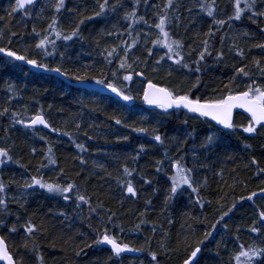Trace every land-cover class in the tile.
<instances>
[{
    "label": "trees",
    "instance_id": "obj_1",
    "mask_svg": "<svg viewBox=\"0 0 264 264\" xmlns=\"http://www.w3.org/2000/svg\"><path fill=\"white\" fill-rule=\"evenodd\" d=\"M56 2L40 0L25 15L21 10L11 12L15 0H0V47L49 67H61L69 75L87 72L90 77L87 84L97 85L95 79L107 77L106 83L121 87L134 97L135 103L128 105L114 95L73 87L60 76L33 71L25 63L0 54V112L9 109L0 116V147L8 149L12 157L0 168V181L6 185L2 195L7 203L6 210L0 209V236L17 264H41L38 257H42V264H157L151 260L149 251L157 252L158 264H183L188 246L201 240L204 243L197 256L198 264H235L231 257L239 251V244L245 248L264 247V228L258 220V210L264 209V195H261L264 173H259L251 163L255 159L264 168V133L249 135L239 127L236 131H223L186 110L164 112L141 102L148 81L186 92L197 76L200 86L192 89V95L202 100L218 98L227 92L224 85L235 75V69L244 64L248 65L246 71H251L252 78L264 84V76L254 65L259 60L264 66V49L254 47L264 43L261 31L264 17L256 18L257 22L253 23L247 18L250 13L245 12L241 20L220 26L201 11V4H211L212 0H175V6L168 10L166 30L172 39L183 42L185 61L195 68L192 61L198 59L204 40H208L212 51L201 63V72L195 73L166 58L155 64L167 49L153 47L151 41L159 36V30L139 21V17L154 25L163 13L152 5L162 8L165 0H148V6L144 0L138 6L134 0H121L122 6L114 12L85 20L80 26V38L71 41L56 40L51 30L45 32L51 18L56 16L59 29L68 33L83 18L81 12L91 16L98 6L95 0H65V8L56 13ZM113 3L116 0H109V4ZM257 6L264 7L259 3ZM214 8L217 19L227 20L234 12V0H216ZM133 9L137 12L136 23L125 18L126 12ZM33 27L41 33L40 37L32 32ZM209 28L214 35H205ZM245 32L249 35L245 36ZM44 35L50 41L55 40V46L49 43L46 50L37 49L35 45ZM133 40L137 41L136 46L128 51L132 69L125 71L119 68V63ZM112 48L117 49L118 55L109 58L112 61L109 64L105 50ZM147 49L152 50L151 57ZM238 49L244 51L243 59L235 54ZM218 52L224 54L219 61ZM154 67L158 70L153 71ZM136 71L144 75L137 76ZM113 72L117 73L116 77L112 76ZM127 74L132 75L131 81L123 80ZM248 82V78L237 77L231 87L241 91ZM13 112L25 123L32 116L42 114L59 131L52 134L14 124ZM116 119L122 123L116 124ZM248 119L237 113L234 123L246 125ZM138 127L157 129L164 143L158 144L150 135L132 130ZM65 132L70 135H63ZM209 136L214 138L212 143L207 141ZM78 144L86 151L78 148ZM141 145L145 148L143 153H140ZM49 148L54 164L46 159ZM137 155L139 158L134 159ZM81 159L84 164L80 163ZM158 160L163 161L161 172L156 171ZM177 160L192 170L191 182L197 192L185 186L171 194L169 177L174 175L172 164ZM125 166L135 170L132 177H124ZM141 175L151 183L146 184ZM31 176L62 185L75 182L82 194L91 197L93 208L100 202L103 206L92 213L87 205L76 208L75 192L69 193L71 199L66 201L39 186L23 188L24 181ZM124 179H132L137 196L126 193ZM252 192L258 193L252 201L241 199ZM228 208L232 211L216 223ZM29 220L40 229L33 237L24 231ZM12 226L16 227L15 232L9 231ZM253 226L260 228V232H250ZM105 227L118 243L143 248L144 251H138L142 256L116 257L104 245L93 244ZM207 232L211 236L205 238ZM33 238L38 252L32 251ZM86 244L92 246L85 247ZM255 264H264V257H258Z\"/></svg>",
    "mask_w": 264,
    "mask_h": 264
},
{
    "label": "snow or ice",
    "instance_id": "obj_2",
    "mask_svg": "<svg viewBox=\"0 0 264 264\" xmlns=\"http://www.w3.org/2000/svg\"><path fill=\"white\" fill-rule=\"evenodd\" d=\"M134 3L138 6L140 3V0H134ZM216 3V0H212L211 4L202 3L201 4V11L206 12L208 17L212 18V23L215 25H224L225 23H228L229 21H239L242 18V14L245 12L250 13V15L247 17L249 20H251L253 23H256V18L258 17H264V7H258V3L261 5H264V0H234V12L227 17V20L224 19H217L214 16V5ZM244 5V7H241V5ZM36 0H15V7L11 9L12 13H15L20 10H24L25 15H28V6H35ZM145 6H148V0H144ZM95 5L98 6V10L96 8L93 9V15L87 16L84 15L83 12L80 13L81 16H83L82 19L79 20V22L75 25V27L72 28V30L68 33H64L59 29V21L56 16H53L51 18V22L48 24L47 29L51 30V32L55 35L56 40H63V41H71L74 38L79 39L80 38V26L84 24L85 20H91L95 17L103 16L106 12L112 11L114 12L117 7L122 6L121 0H116V3L109 4V0H95ZM175 6V0H165V3L163 4V7L161 8L160 5L153 4L152 7L160 8L162 15L159 16L158 22L153 24H149L147 20L144 19L143 16L139 17V21H142L144 24L148 25L149 27H155L159 30V36H157L155 39L151 41L153 47H162L164 49H167L166 53L164 55H161L158 59L155 60V64L159 65L162 61L170 60L173 64L179 66L180 68L188 69L190 72L199 73L201 72V63L205 60L206 56H211L212 51L209 50V42L208 40L202 41L203 44V50L198 52V59H195L192 61L193 64H195V68L190 67L189 63L185 61L184 54L182 52L184 48V44L181 40L178 39H172L170 36L169 31L166 30V21L168 19V10L172 9ZM55 12L60 13L62 9L65 8V0H57V2L54 5ZM43 11V9H41ZM68 11H72V9H68ZM191 11V9H189ZM84 12H87V9H84ZM137 17V12L135 9L126 12V19L133 20V23L138 22L135 18ZM262 32H264V29H261ZM32 32L37 36L40 37L41 33L36 30L35 27H33ZM12 35H16L15 33H12ZM109 35H112V33H109ZM147 35V34H146ZM208 36L214 35L211 28H209V31L205 34ZM245 36H248L249 33L245 32ZM11 43V41H9ZM52 43L53 46H55V40L49 39L48 35H44L39 39V42L35 45L37 49L46 50V46ZM137 41L133 40L132 44L129 48H125L124 50V58L120 60L119 68L124 69L125 71H128L132 69V64L128 62V51H130L131 47L136 46ZM256 48L264 49V43H257L254 45ZM106 56L105 59L110 64L112 61L111 57L118 55L117 49L112 48L111 50H105ZM148 56L151 57L153 55V52L151 49H147ZM0 53H2L5 57H9L12 60L15 61H22L28 65H30L32 68L35 69H42L46 72H54L59 74L60 76L65 77L66 79L74 80L77 83L83 84L87 80L90 79L87 72L83 75H69L66 71H63L61 67H49L46 63L38 62L36 59L28 58L25 55L18 54L14 50H10L6 47H0ZM51 55V53H48ZM189 55L191 53H188ZM237 56H240L242 59L244 57V51L241 49H238L235 53ZM223 52H218L216 55V59L222 60L223 59ZM141 63L146 64L147 61H141ZM255 68L260 73L261 76H264V66L261 65L259 60L254 61ZM246 68H248L247 64H244L241 67H238L235 69V75L230 78V81L228 84H225L224 87L227 89V92L222 93L218 98L214 99H206L202 100L199 96H193L192 95V89L199 88L200 86V77L197 76L195 82L192 84L191 89H189L186 92H180L176 91L174 89H170L169 87L164 86H157L156 84L152 83L151 81H148L147 87L144 89L143 92V100L145 103L149 105H154L157 108L163 109L164 112H168L170 109H176V110H186L187 113L195 114L198 117H204L211 121H215L217 125H221L223 129L236 131V129L239 127L244 133H247L249 135H260L264 133V84L257 83L255 79L252 78L253 74L251 71H246ZM155 67L153 68V71H157ZM135 74L137 76L144 75L143 72L136 71ZM169 76L172 75V72L169 71ZM113 77L117 76L116 72L112 73ZM237 77L241 78H248L250 82L245 84L244 90L236 91L233 87H231L232 83L235 82ZM106 79H95V83L97 85H101L104 88L109 89L112 93H114L117 97H119L121 100L125 102H132L134 100V97L131 94H126L121 87H117L115 83L107 82ZM133 79L131 74H127L123 76L124 81H131ZM236 109H242L244 113L248 114V122L246 125H236L233 120V113ZM9 111L8 108H4L2 112H0V116H3L5 113ZM11 118L13 120L14 124H23L26 128H34L36 125H43L44 128H50L53 132H58L59 130L56 128H51L49 123L45 120L44 116L42 114H36L30 118V122L25 123L23 119L18 118V114L13 112L11 114ZM116 124H121L122 121L120 119L115 120ZM187 123V121H185ZM77 128H79V124L76 125ZM133 131L137 133H144L151 136V138L158 144H163L164 139L162 136L158 133V130L153 128L151 131H149L148 128L145 127H138L133 128ZM63 135H70L69 133L65 132ZM189 135H191L189 133ZM91 138V137H89ZM43 139V137H41ZM126 140L127 137H124ZM214 138L212 136L207 137L208 143H212ZM78 148H80L82 151H86L84 149L83 145L78 144ZM246 147H250V145H246ZM33 153H35V149L32 150ZM145 152V148L143 145L140 146V153ZM139 155L134 157V159H138ZM12 157L9 154V150L6 148L0 147V164H3L6 160H11ZM46 159L50 163H56V161L53 159L52 156V149H48V155ZM183 157H181V160ZM181 160L174 161L172 164V167L175 171V174L170 176L169 179L171 180V189L170 192L172 195H174L178 188L181 185H187L189 188L192 189L193 192H197L198 189L195 188L191 182V169L186 168L182 163ZM81 164H84L85 161L83 159L80 160ZM156 166V171L161 172L163 161L158 160ZM253 165L257 166V171L259 173H264V168H260L257 161L253 159L251 161ZM40 167H44L43 164L40 165ZM134 169H129L127 166L123 168V175L124 177H132ZM144 180L146 184L151 183L150 180L146 179L143 175L140 177ZM119 182V181H118ZM36 186H39L41 189H45L49 193L58 194L63 197L64 200H69L71 197L68 195L69 193L75 192V200H76V208H80L81 205H87L90 212L96 213L99 208H101L102 202L97 203L96 208L92 207V201L91 197L86 196L85 194H82L79 187L75 184V182L67 183L66 185H62L60 183H50L44 181L42 177L38 176H31L29 180H25L22 187L25 189L34 188ZM123 187L126 191V193L132 197L137 196V190L133 185L132 179H124ZM6 189V185L3 181H0V209H7V203L6 198L4 195ZM258 195L257 192H252L247 197H241V199H247L248 201H252L254 197ZM261 195H264V189H261ZM169 199L171 196L168 197ZM199 202V201H198ZM148 203H151V201H148ZM23 207V205H20ZM235 207V205H233ZM111 211L110 209L108 210ZM232 211V208H228L227 211H224L222 215L219 217V219L216 221V223H220L221 220L224 219L225 216H228L229 212ZM60 215H64L63 212L60 213ZM19 219V217H18ZM258 220L261 223V228H264V209L258 210ZM108 221H112V216L109 215ZM255 224V222H254ZM0 225H2V221H0ZM213 230L215 229V225L212 226ZM226 227V225H225ZM137 228H139V225H137ZM17 229L15 226H12L9 231L15 232ZM39 227L32 223L31 220L26 222V225L24 227V231L28 234L29 237H33V234L39 231ZM250 232L253 233H259L260 228H257L255 226L251 227L249 229ZM211 236V232L205 233V238ZM239 238L237 237V240ZM33 243V252H38V249L35 247V239H32ZM96 245H107L110 246L112 253L116 257H120L122 253L126 252H138V251H144L143 248L136 249L129 247L126 243H118L117 239L108 234V230L105 227L103 234L97 236L92 242ZM147 243V241H146ZM204 241H198L194 246L189 245V251L186 257L183 259V264H198L197 256L198 253L201 252V244H203ZM92 244H86L85 247H91ZM24 247L27 248L28 244L25 243ZM83 249H81L82 251ZM151 256V260L157 262L158 264V256L157 252L155 251H149L148 253ZM76 255H80V251L76 252ZM258 257H264V247H258L254 245H249L247 248H245L244 244H239V251L235 252L233 256L231 257L232 260H234L235 264H255V261ZM38 259L41 260L42 264V257H38ZM0 261L5 262V264H17V261L14 259L13 255L10 254L8 250V246L5 242V239L3 236H0Z\"/></svg>",
    "mask_w": 264,
    "mask_h": 264
},
{
    "label": "water",
    "instance_id": "obj_3",
    "mask_svg": "<svg viewBox=\"0 0 264 264\" xmlns=\"http://www.w3.org/2000/svg\"><path fill=\"white\" fill-rule=\"evenodd\" d=\"M40 0H36V4L39 2ZM35 4V5H36ZM33 6H28V9L32 8ZM24 12V10H21ZM1 55H3L2 53H0ZM4 56V55H3ZM22 62V61H20ZM24 63V62H22ZM26 64V63H25ZM26 66H28L30 69H32L33 71H37V72H43V73H47V74H50V75H56V76H60L59 74L57 73H54V72H46V71H43L42 69H35V68H32L30 65L26 64ZM61 78L64 79V81H66L68 84H70L71 86L73 87H76V88H80V89H85V90H88V91H96V92H99V93H102V94H110V95H114L116 96L114 93H112L109 89L107 88H104L103 86H98V85H92V84H87V83H83V84H80V83H77V82H72V81H69L68 79H66L65 77L63 76H60ZM147 87V85H146ZM117 97V96H116ZM119 100H121L119 97H117ZM123 101V100H121ZM124 103L128 104V105H133L135 103V101L133 100L132 102H125L123 101ZM142 103H144L148 108L150 109H153V108H156L154 105H149L147 103L144 102L143 100V97H142ZM173 110H176V109H170L169 111H173ZM183 110V109H182ZM237 113H241L243 115H245L247 118L248 117V114L247 113H244L242 109H236L234 110V113H233V120H235V116ZM44 116V115H43ZM45 120L48 122L47 118L44 116ZM204 118V117H203ZM207 119V118H205ZM208 121L212 122L215 126H217L219 129L223 130V131H229L227 129H223L221 125H217L215 123V121H211L209 119H207ZM30 122V121H29ZM49 123V122H48ZM50 125V123H49ZM51 126V125H50ZM34 128H40V129H43L44 131L46 132H49V133H54L53 131L50 130V128H44L43 125H36ZM52 128V126H51ZM108 250L111 251V248L110 246H107V245H104ZM9 250V248H8ZM10 252V251H9ZM11 254V253H10ZM141 252H126V253H122L120 256H141ZM2 264H5V262L3 261H0Z\"/></svg>",
    "mask_w": 264,
    "mask_h": 264
},
{
    "label": "rangeland",
    "instance_id": "obj_4",
    "mask_svg": "<svg viewBox=\"0 0 264 264\" xmlns=\"http://www.w3.org/2000/svg\"><path fill=\"white\" fill-rule=\"evenodd\" d=\"M2 165L3 164H0V168L2 167ZM185 166V165H184ZM174 174H175V171H174ZM185 186H187V185H181L179 188H183V187H185Z\"/></svg>",
    "mask_w": 264,
    "mask_h": 264
},
{
    "label": "bare ground",
    "instance_id": "obj_5",
    "mask_svg": "<svg viewBox=\"0 0 264 264\" xmlns=\"http://www.w3.org/2000/svg\"><path fill=\"white\" fill-rule=\"evenodd\" d=\"M9 58V57H8ZM147 85V84H146ZM146 88V87H145ZM55 133V132H54ZM53 134V133H52ZM186 167V166H185ZM187 168V167H186ZM189 168V167H188ZM190 169V168H189ZM141 256H142V254H141ZM141 256H135V257H141Z\"/></svg>",
    "mask_w": 264,
    "mask_h": 264
}]
</instances>
